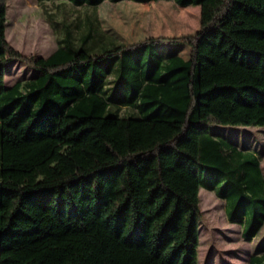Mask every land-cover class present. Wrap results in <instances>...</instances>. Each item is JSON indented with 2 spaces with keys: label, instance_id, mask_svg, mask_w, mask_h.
Wrapping results in <instances>:
<instances>
[{
  "label": "trees",
  "instance_id": "1",
  "mask_svg": "<svg viewBox=\"0 0 264 264\" xmlns=\"http://www.w3.org/2000/svg\"><path fill=\"white\" fill-rule=\"evenodd\" d=\"M35 1L91 11L55 22L50 55L26 56L0 0V264H199L201 188L256 238L261 158L212 131L264 128V0ZM105 1L198 7L199 30L119 43ZM179 44L188 59L160 51ZM10 62L35 76L7 88Z\"/></svg>",
  "mask_w": 264,
  "mask_h": 264
},
{
  "label": "rangeland",
  "instance_id": "2",
  "mask_svg": "<svg viewBox=\"0 0 264 264\" xmlns=\"http://www.w3.org/2000/svg\"><path fill=\"white\" fill-rule=\"evenodd\" d=\"M91 10L75 7L67 1L7 0V31L9 44L26 56L47 57L58 45L55 22H72ZM102 29L119 43L134 45L149 38H177L193 35L199 30L200 9L183 8L173 2L134 3L105 1L97 8ZM164 57L177 53L190 56L187 45H163ZM35 72L19 62L5 68L7 88L16 82L31 80ZM237 146L256 152L261 158L264 175V128L225 127L212 131ZM199 264H249V258L264 245V227L254 239L243 236V226L228 219L226 203L204 188L200 189Z\"/></svg>",
  "mask_w": 264,
  "mask_h": 264
}]
</instances>
